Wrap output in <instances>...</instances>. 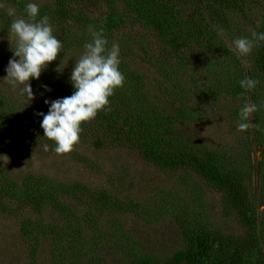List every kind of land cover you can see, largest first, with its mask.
Listing matches in <instances>:
<instances>
[{"label":"rangeland","instance_id":"1","mask_svg":"<svg viewBox=\"0 0 264 264\" xmlns=\"http://www.w3.org/2000/svg\"><path fill=\"white\" fill-rule=\"evenodd\" d=\"M141 1L144 0H85L84 5L93 18L102 17L111 8L119 12L121 22L110 39L118 43L121 49L127 47L122 45L123 38L131 37L132 45L128 50L132 55L131 66L145 76L155 103L172 113L179 105L173 99L186 101L188 99L184 95L188 94L192 101H198L195 109L197 119L192 123L182 121L176 127L182 134L198 138L199 143L203 142L225 152L233 163L244 167L246 181L254 197L256 215L264 221V74L255 59L259 46L250 56L244 57L232 44L235 38L251 37L253 31L260 30L263 8L259 2L263 3L264 0H248L249 11L246 12L234 10L227 11L226 14L217 10L212 13L204 4L200 5V9L194 1L177 4L169 12L176 15L178 11L189 20L205 18L204 29L208 27L216 31L224 47L238 59L236 68H241L246 74H257L254 77L259 81L256 92L251 90L246 95L221 92L218 88L225 81L224 76L231 75V69L226 65L223 55L226 49L221 46L219 50L212 49L209 52L202 49L201 45L211 38L209 32H204L209 35H194L193 26H188L191 23H187L182 24L181 29L178 28V35L166 32L161 34L151 21L147 23L139 17L137 4ZM36 2L43 5L52 1ZM9 7L15 8L16 17L25 16L24 12L10 3L5 2L0 6V52L6 50V55L0 56V79L7 75L5 69L13 57L9 48L15 45V37L9 34V27L14 19L7 13ZM227 19L231 24L230 31L225 30ZM220 29L224 30L223 34ZM230 32L232 33L229 34ZM175 36L179 39V51L175 50L174 43H170ZM193 36L197 39L190 42L189 38ZM64 52L59 54L56 66L53 61L47 68H58L66 55L65 67L61 70L66 73L65 76H71L76 58L82 54L83 48ZM179 58L186 62L184 75L179 81L169 82V73L172 78L182 75L173 74L170 68ZM167 87H171L174 94L169 93ZM215 88H218L216 94ZM202 89L209 97L203 99ZM0 91L5 102L17 110L35 105L44 96V91L33 90L35 98L30 102L20 95L19 88L13 89L3 80H0ZM58 98L61 96L53 100ZM245 100L260 107L252 114L250 127L242 132L238 130V113ZM188 104L192 105L193 102ZM44 145L37 142L23 145L21 140L0 131V174L19 184L31 174L36 177L45 176L53 179L62 191L72 183H82L92 191H104L118 199L125 207L121 212L118 210L112 214H104V210L100 221L92 224L108 234L105 243L95 250V255L101 258L99 264H124V253L113 248L116 241L120 244L127 239L129 244L133 241L138 243L144 252L169 256L185 245L187 229L213 228L227 235H242L244 232L237 211L229 208L223 196L215 189L191 175V171L162 170L143 160L133 147L95 149L90 142L82 139L71 153L57 155L50 145L45 151ZM4 184H0V187ZM78 194L84 200L70 198L65 191L62 200L74 208L75 214L83 217L81 220L84 219V223L91 219L85 218V213L94 204L92 201L88 202L91 200L90 192L81 191ZM131 202L139 204L141 209L129 211L127 207ZM40 215L45 217L46 223H54L58 219V212L51 205L42 213L41 210L34 209L32 204H22L17 197H10L0 191V264H30V254L20 234V226L25 218L35 219ZM263 226L259 227L262 229ZM92 231L95 229L89 227L85 235L89 239V245L93 243L94 234L90 237ZM70 237L59 243L60 248L67 251L60 249L56 256H51L50 251L54 250L57 243L46 238V246L42 244L43 249L37 263L53 264L54 261L56 264H73L69 259L73 257V252L69 249ZM261 248L264 251V243H261ZM123 249L130 250L128 247ZM52 253L55 254L53 251Z\"/></svg>","mask_w":264,"mask_h":264},{"label":"trees","instance_id":"2","mask_svg":"<svg viewBox=\"0 0 264 264\" xmlns=\"http://www.w3.org/2000/svg\"><path fill=\"white\" fill-rule=\"evenodd\" d=\"M51 1L40 5V15L47 14L51 17L54 33L63 41V51L83 48L84 43L91 39L88 32L90 24L97 28L103 27L109 40V47L114 43L110 35L121 22L120 14L115 8H111L102 17L93 18L84 5L85 0ZM193 1L198 3L200 9V5L204 4L212 13H216L217 10H222L224 13L234 10L249 11L247 10L248 0H144L137 4V12L139 17L147 23L151 21L161 34L166 32L178 35V28L187 23H191L188 26H193L194 35L204 36L208 34L204 32H209L211 38L201 45L202 49L205 52L212 49L219 50V46L226 49L223 55L226 65L231 69L229 72L231 75L224 76L225 81L221 82L220 86H218L219 83L216 86L221 92L234 95L243 93L244 90L240 87L239 81L245 77L255 79L257 74L253 72L246 74L241 68H236L239 64L238 59L224 47L216 31L208 27L204 29L205 18L189 20L188 17L181 16L178 11L176 15L169 13L173 6ZM5 2L12 4L25 14L26 0H0V5ZM259 4L263 8V13L260 18L261 27L257 32H264V2H259ZM230 27L231 24L227 19L225 30L230 31ZM177 37L172 38L170 43H174L175 50L179 51ZM195 39L197 37L193 36L189 38V41L193 42ZM122 45H127L121 48L122 63L120 65L126 82L110 98V105L99 112L94 120L83 125L80 142L82 139L87 140L95 149L117 146L133 147L143 160L162 170L181 169L193 172L191 175L197 176L204 184L215 189L223 196L228 207L237 211L244 232L242 235H227L213 228L187 229L185 245L169 256L144 252L138 243L133 241L129 244L127 239L120 244L116 241L114 250L117 249L124 253V264H264V251L261 248V243H264V221L256 215L254 197L246 181L244 167L233 163L225 152L211 148L203 142L199 143L198 138L182 134L176 125L182 121L192 123L197 119L195 109L198 101H192L188 94L184 95V98L188 99L186 101L173 99L175 103H179L178 108L168 113L163 106L154 102L145 76L131 66L132 55L128 52L132 45L131 37L123 38ZM11 47L15 48V45ZM11 47L9 52H12ZM5 52L6 50L0 52V56H5ZM255 54L258 67L264 74V42L260 43ZM57 62L59 60L55 61V66ZM184 63H186L185 59L179 58L177 62L170 65L173 74L182 75L172 78L169 73V82L179 81L182 78L186 67ZM55 69L47 68L42 72L39 80L31 81L33 90L44 91V96L29 108L24 110L12 108L5 102L0 91V131L2 133L21 140L23 145L37 142L53 147V142L43 137L42 117L36 113L49 111L48 105L45 104L46 99L53 100L57 96H71L74 92L70 81L71 76H65L64 71L58 72L57 67ZM44 85L51 88L47 94ZM167 88L169 93L174 94L171 87ZM218 88H215V94ZM202 92L203 99L209 97L204 89ZM190 102L193 104L189 105ZM262 173L264 174V171ZM13 182L0 174V184L12 183L11 186L4 184L0 187V191L10 197H17L22 204H32L34 209H39L42 213L48 205L58 212V219L54 223H46L45 217L41 216L43 214L35 219L25 218L21 222L20 234L27 244L30 264H38L43 245L46 246L44 243L46 238L57 243L52 250L55 254L50 251L51 256H56L58 254L56 252L60 249L67 251L65 248H60L59 243L66 241L68 236H71L69 249L73 252V257L69 259L73 261V264L100 263L101 258L95 255V250L105 243L108 234L92 224L99 222L105 213L112 214L118 210L121 212L125 207L118 199L104 191H92L82 183H72L63 188L70 198L75 199L84 200L78 192L91 193V200L88 202L92 201L94 205L87 208L85 213V218L91 219L82 223L83 217L75 214L74 208L62 200L64 191L53 179L45 176L36 177L31 174L21 184ZM127 208L129 211L141 209L140 205L134 202H131ZM259 226H263L262 229ZM89 227L95 229L93 233H90V237L94 234L92 245H89V239L85 238ZM123 247H128L130 250L124 251ZM53 264L56 262L53 261Z\"/></svg>","mask_w":264,"mask_h":264},{"label":"clouds","instance_id":"3","mask_svg":"<svg viewBox=\"0 0 264 264\" xmlns=\"http://www.w3.org/2000/svg\"><path fill=\"white\" fill-rule=\"evenodd\" d=\"M2 6V5H0ZM9 16L14 17L9 27V34L15 37V48L11 47L13 57L5 69V81L13 89L19 88L20 95L28 101L35 98L31 81L39 80L42 72L56 61L63 51L64 44L54 33L51 17L47 14L40 15V4L36 0H27L25 16L16 17L15 8L7 9ZM223 34V29L219 30ZM91 39L83 45V52L76 58L72 69L70 81L74 88L71 96L61 97L55 100H45L49 111L38 112L42 117L41 127L44 136L53 142L52 150L57 155L71 153L80 142L83 125L94 120L99 112L110 105V98L115 95L117 89L122 88L126 77L121 71V49L118 43H112L104 33L103 27L88 26ZM11 42V41H10ZM264 42V32L253 31L251 37L241 36L232 41L234 49L244 57L250 56L253 50ZM65 53V52H64ZM66 56V55H65ZM57 71L62 72L64 59ZM259 81L245 77L239 81L244 90H255ZM46 91H51L48 85H44ZM259 105L245 103L240 108L239 131H246L250 127L252 114L259 110ZM44 150L49 149L45 144Z\"/></svg>","mask_w":264,"mask_h":264}]
</instances>
